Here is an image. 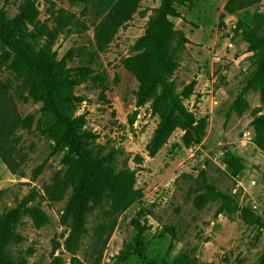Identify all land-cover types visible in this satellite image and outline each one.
<instances>
[{
  "label": "rangeland",
  "instance_id": "1",
  "mask_svg": "<svg viewBox=\"0 0 264 264\" xmlns=\"http://www.w3.org/2000/svg\"><path fill=\"white\" fill-rule=\"evenodd\" d=\"M22 1L0 0V6L8 17H13ZM228 1L199 0L193 6L179 7L181 17H170L175 29L183 31L189 39L170 80L176 93L192 85V93L183 103L202 122L203 135L186 147L182 139L185 130L177 128L157 155L149 157L147 146L159 117L153 114L151 102L136 107L138 82L121 60L135 53L137 40L145 33L149 17L161 2L143 0L108 48L99 53L94 41L93 24L100 20L95 5L89 4L85 11L81 2L37 0L39 19L51 28H57L51 14L59 8L76 13L89 26L88 30L77 26L59 32L53 49L58 59L73 50L68 67L90 64L94 75H104L102 82L98 78L88 80L75 89L77 95L85 97L75 114L86 115L85 128L99 136L97 144L125 149L121 162L126 160L136 169V188L143 190L142 200L119 216L100 264H147L133 253L137 236L149 257L168 264L182 253L188 254L191 264H260L264 231L253 219L264 220V150L254 142L252 121L264 114V101L258 91L245 90L246 79L253 70V51L236 28L240 19L249 21L251 13L264 12V0L246 11L226 15L221 21ZM46 42L47 39L42 41ZM93 53L98 56L93 58ZM1 82H10L8 92L17 112L21 117L34 114V123L30 129L17 132L21 135L18 148L25 156V176L13 175L0 160V214L35 190L38 194L33 203L39 204L49 217L47 225L36 228L31 218L24 216L17 227L24 239L10 245L9 253L25 258L27 264H49L55 257H60L62 264H95L97 253L92 244L97 211L88 218L89 234L79 250L67 251L64 241L69 229L62 221L66 198L50 202L44 197V186L51 183L55 172L65 168L64 152L54 153L53 141L37 129L40 104L21 100L26 90L9 71L1 72ZM241 92L248 109L241 115L234 112L228 119L229 107ZM135 111L136 120L130 125L128 119ZM230 153L242 159V168L236 175L224 162ZM137 154L144 157L140 166L133 161ZM42 164L41 173L34 177L33 171ZM202 171L208 184L236 200L237 208L231 216L217 215L219 203L215 201H209L202 209L194 205L196 196L203 191L197 183Z\"/></svg>",
  "mask_w": 264,
  "mask_h": 264
},
{
  "label": "trees",
  "instance_id": "2",
  "mask_svg": "<svg viewBox=\"0 0 264 264\" xmlns=\"http://www.w3.org/2000/svg\"><path fill=\"white\" fill-rule=\"evenodd\" d=\"M142 1L71 0L84 3L85 11L89 4L95 5L100 20L93 24L94 41L99 53L108 48L119 29L132 19ZM159 1V7L149 17L145 33L134 46L135 53L121 60L125 69L138 82L136 107L151 102L153 114L159 117L147 146L149 157L157 155L177 128L185 130L182 139L186 147L198 142L203 135L202 122L197 121L183 103L191 95L192 85L176 93L175 84L170 80L189 42L183 31L175 29L170 17H181L179 7L193 6L199 0ZM261 1L229 0L221 14V21L226 15L246 11ZM39 15L37 0H23L13 17H8L0 6V160L13 175L25 176V156L20 154L18 146L21 135L17 132L30 129L34 123V114L21 117L17 112L8 92L10 82H1V72L5 70L26 90V95H21L23 102L31 100L40 104L37 129L53 141V152H64L62 164L65 168L55 172L51 183L44 186V197L50 202L66 198L62 221L69 233L64 248L71 253L79 250L89 234L88 218L97 211L98 223L93 229L92 250L97 253L95 264H100L119 216L142 200L143 190L136 188V169H132L126 160L121 162L120 157L126 154L125 149L97 144L99 136L85 128L86 115L75 114L77 106L85 101V97L77 95L75 89L88 80L98 78L102 82L104 75H94L90 64L68 67V60L74 56L73 50L58 59L53 49L59 32L70 31V27L77 26L88 30L89 26L81 22L76 13L63 8L51 14L57 23L56 29L51 28L46 21L42 22ZM236 32L253 51V70L246 79L245 90L258 91L264 101V12L251 13L249 21L240 19ZM44 39H47L45 44L42 43ZM97 56L96 53L92 55L93 58ZM246 109L248 103L241 92L229 107L227 118L234 112L241 115ZM136 116V111L130 115V125L134 124ZM252 125L254 142L259 149L264 150V114L255 117ZM133 161L140 166L144 157L137 154ZM224 162L235 175L242 168V159L235 153L228 154ZM42 169L43 164L33 171V176L37 177ZM187 177L192 179L189 175ZM199 178L201 181L197 183L203 191L194 200L197 208L202 209L209 201H215L219 203L217 215L224 213L231 216L235 213L237 202L231 194L208 184L204 171ZM37 194L32 190L15 207L0 214V264H27L25 258L14 257L9 253L10 245L21 243L24 239L17 232L24 216H29L36 228L49 223L47 213L39 204L33 203ZM244 212L250 213L248 210ZM254 219L264 231V220ZM135 241L133 253L147 264H168L165 260L149 257L141 246L140 236ZM49 264H62V259L55 257ZM171 264L191 263L188 254L182 253ZM260 264H264V253Z\"/></svg>",
  "mask_w": 264,
  "mask_h": 264
}]
</instances>
